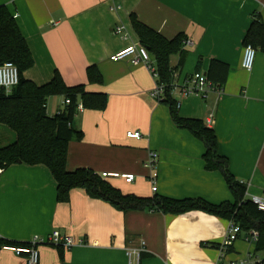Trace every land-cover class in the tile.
Masks as SVG:
<instances>
[{"label": "crops", "instance_id": "1", "mask_svg": "<svg viewBox=\"0 0 264 264\" xmlns=\"http://www.w3.org/2000/svg\"><path fill=\"white\" fill-rule=\"evenodd\" d=\"M14 17L33 57L24 77L38 85L57 71L68 86L85 84L89 92L107 94L103 110L83 109L72 125L82 139L71 140L66 168L87 167L97 174L132 173L104 179L121 192L137 196L157 193L175 199L201 198L210 204L232 202L233 195L219 170H207L202 140L171 120L169 108L155 101V79L142 64L110 56L140 43L129 16L171 39L181 33L182 52L170 56L181 117L212 119L220 155L228 169L246 184V197L264 191V51L256 49L251 71L241 66L243 39L251 22L264 23V0H0ZM122 25L124 39L114 33ZM212 59L229 66L221 91L182 95L179 87L195 72L206 73ZM95 65L102 83H89L86 68ZM63 96L47 99L48 115L63 106ZM141 132L129 138L126 132ZM14 136L7 135L10 144ZM148 150L158 152L157 190H151L144 167ZM227 219L192 210L122 212L109 203L72 188L66 202L57 201L56 184L43 165L10 164L0 174V238L26 243L45 238L54 229L83 244L70 248L39 246V264H127L126 248L145 242L140 264H215ZM246 231L228 249L227 259L246 254L264 257ZM0 264H25L22 256L0 249Z\"/></svg>", "mask_w": 264, "mask_h": 264}, {"label": "trees", "instance_id": "2", "mask_svg": "<svg viewBox=\"0 0 264 264\" xmlns=\"http://www.w3.org/2000/svg\"><path fill=\"white\" fill-rule=\"evenodd\" d=\"M129 19L140 44L155 59L158 82L165 88L161 102L168 106L172 122L203 141L205 169L221 171L233 195V201L210 204L201 198L175 199L157 193L147 197L125 194L90 168L78 167L68 171V144L71 140L82 139L81 131L72 125L78 112V104L83 109L103 110L107 105V94L89 92L85 84L68 86L57 71L48 82L41 85L25 78L24 72L33 65V57L14 17L5 5H0V64L5 61L13 62L19 72V82L9 92L0 87V125L7 127L15 137L13 142L0 147V166L4 168L17 163L47 167L56 184V197L59 202L68 201L72 188H81L89 197L107 202L124 213L145 210L181 214L200 210L227 220L232 219L242 231L256 230L258 238L255 250H264V211L258 210L246 197V185L229 172L227 158L219 154L217 138L211 126L202 119L181 117L170 94L173 72L169 59L172 54L182 52L183 35L179 33L167 39L140 22L134 14ZM243 43L264 51L262 20L256 18L251 22ZM228 72L227 64L212 59L205 76L220 87ZM86 75L89 83H102V76L95 65L86 68ZM55 95H62L69 103L54 115H48L47 99ZM4 244L25 243L0 238V249Z\"/></svg>", "mask_w": 264, "mask_h": 264}, {"label": "built area", "instance_id": "3", "mask_svg": "<svg viewBox=\"0 0 264 264\" xmlns=\"http://www.w3.org/2000/svg\"><path fill=\"white\" fill-rule=\"evenodd\" d=\"M114 33L122 38H128V32L122 25H116L114 27ZM184 44H189L191 41L184 40ZM256 55V49L251 44H244L241 66L247 72L251 71ZM112 61L125 60L130 64H142L144 65L150 74L155 79V85L150 90V96L157 102H160L164 96V85L158 82V72L156 69L155 59L148 49L140 44L134 43L125 46L121 50L115 52L110 56ZM19 82V72L16 65L11 61H5L0 64V87H3L6 92H9L11 88L17 85ZM172 87L174 83L172 81ZM172 89V88H171ZM179 92L182 95H200L205 97L208 91L220 92L221 88L211 83L204 73L195 72L179 87ZM171 94V91H170ZM178 107V102L175 101ZM69 103L68 99H63V106ZM78 112L83 110L81 104L77 106ZM208 126L212 125V119L206 120ZM126 136L129 138H141V132L136 130H129L126 132ZM158 160L159 155L155 150H148L147 156L143 161V165L148 170L147 180L150 183L151 190L156 192L157 180H158ZM3 171V167L0 166V174ZM101 177L107 176L120 177L126 183H131L135 180V175L132 173H107L102 172ZM245 184V182L240 181ZM246 185V184H245ZM253 204L256 205L258 210L264 211V191L259 195H249L247 197ZM241 227L235 223L232 219L228 220L226 232L223 240L218 246V257L215 264H262L263 257L255 256L253 254H246L242 257L235 259H227L226 254L228 249L239 238L242 233ZM258 232L256 230H248L246 232L245 239L251 241H257ZM84 240L75 239L72 236L61 233L59 230L54 229L45 238L33 236L25 244H4L1 246L4 250H9L17 256H22L25 264H39L40 263V251L39 246L43 244H49L54 246H62L70 248L75 245L83 244ZM145 251V242L141 240L137 246H131L126 248L125 253L127 256V264H140L141 254Z\"/></svg>", "mask_w": 264, "mask_h": 264}, {"label": "rangeland", "instance_id": "4", "mask_svg": "<svg viewBox=\"0 0 264 264\" xmlns=\"http://www.w3.org/2000/svg\"><path fill=\"white\" fill-rule=\"evenodd\" d=\"M11 135L14 136V134L5 126L0 125V145L6 143V136ZM263 255V253L260 254V257Z\"/></svg>", "mask_w": 264, "mask_h": 264}]
</instances>
